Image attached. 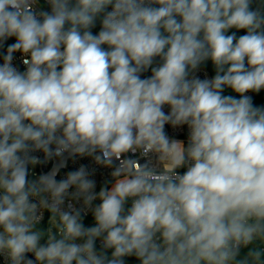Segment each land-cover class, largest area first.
Here are the masks:
<instances>
[{
    "label": "clouds",
    "instance_id": "1",
    "mask_svg": "<svg viewBox=\"0 0 264 264\" xmlns=\"http://www.w3.org/2000/svg\"><path fill=\"white\" fill-rule=\"evenodd\" d=\"M261 93L264 0H0V264H264Z\"/></svg>",
    "mask_w": 264,
    "mask_h": 264
},
{
    "label": "trees",
    "instance_id": "2",
    "mask_svg": "<svg viewBox=\"0 0 264 264\" xmlns=\"http://www.w3.org/2000/svg\"><path fill=\"white\" fill-rule=\"evenodd\" d=\"M253 101L257 106H264V93H261L260 95L253 94Z\"/></svg>",
    "mask_w": 264,
    "mask_h": 264
},
{
    "label": "built area",
    "instance_id": "3",
    "mask_svg": "<svg viewBox=\"0 0 264 264\" xmlns=\"http://www.w3.org/2000/svg\"><path fill=\"white\" fill-rule=\"evenodd\" d=\"M69 167H73V165L70 164Z\"/></svg>",
    "mask_w": 264,
    "mask_h": 264
}]
</instances>
